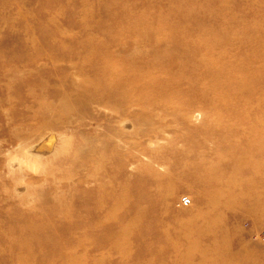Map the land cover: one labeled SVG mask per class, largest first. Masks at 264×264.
<instances>
[{
  "label": "rangeland",
  "instance_id": "1",
  "mask_svg": "<svg viewBox=\"0 0 264 264\" xmlns=\"http://www.w3.org/2000/svg\"><path fill=\"white\" fill-rule=\"evenodd\" d=\"M176 36L194 57L185 61L183 76L176 80L179 68L163 62L158 67L167 74L146 71L163 79L159 87L121 85L131 68L125 58L166 48L175 60L179 53L164 43ZM92 47L113 53H104L113 67L109 87L56 103L66 85L80 80L72 68L83 60L71 55ZM199 62L202 70L219 68L217 80L231 74L239 86L210 87L215 82L206 79L204 87L188 86L203 77ZM261 79L264 0H0V264H264ZM25 151L32 162L22 164ZM211 164H222L231 181L209 190L222 192L220 200L235 208L218 229V245L193 250L175 229L200 205L191 168ZM136 171L142 183L131 179L127 187L139 188L153 211L142 223L143 237L133 232L140 242L110 241L115 222L105 209L92 222L82 216L88 204L64 213L70 197L74 203L87 196L100 207L114 202L110 195ZM165 190L172 200L162 216ZM182 197L190 204L181 206ZM62 214L69 226L60 231ZM20 224L45 237L27 243L29 262L16 253ZM82 240L94 246L91 252L76 250Z\"/></svg>",
  "mask_w": 264,
  "mask_h": 264
},
{
  "label": "bare ground",
  "instance_id": "2",
  "mask_svg": "<svg viewBox=\"0 0 264 264\" xmlns=\"http://www.w3.org/2000/svg\"><path fill=\"white\" fill-rule=\"evenodd\" d=\"M179 42L180 41L177 39V36H176L174 37L172 43H169V42L164 43L165 45L171 44L170 46H166V47L167 48L173 47V49L179 53V55L177 56L175 60L170 59L168 57V55L166 54L167 53L166 48L155 51V53L153 52V54L149 56L147 55H142L138 57L129 56L125 58L126 61L128 62V66H131V68L125 69L126 73L124 74L126 78H124L123 80L124 82H122L123 84L121 85L126 86L129 89H134V90L144 89L148 87H159L163 79L156 80V77H155V81H154L151 76L146 75V71L155 72L156 74H159V73L167 74L165 73L166 72L165 70L158 67L160 63L162 64L165 63L166 65H169L168 66L169 68L174 67V66L179 68L177 71V75L175 76L176 80L180 78V76H183L185 72L182 71V68H183L185 61L193 60L194 57H193V53L188 48L189 46H187V44H184V43H183L184 45L183 44L180 45ZM104 53H108L110 56L113 55V53L110 52L109 50H106L104 48H99V47L86 48L82 52L80 51V53H76L73 57L71 55L72 59H74L75 57H79V59L83 60V62H81L82 65L78 64L75 68L74 67L72 68V69H77V74L80 76V80L73 81L71 82V84L66 85L65 90L67 92L64 93V95L61 96L60 98H57V100H55L56 103L62 104L65 102L66 99H69V97L71 98L73 96H77V98H79L80 97L78 96L79 94H90V93H94L98 91L100 87H103V86L109 87L108 83H111V81L108 78L113 74V67L111 65H108L107 62L106 63L104 62V59L106 58L104 57L106 56ZM223 64L220 67H223L224 66ZM201 65L202 63L199 62L196 65L197 67H195V69L199 68L200 72H198V74L199 75L203 74V77L200 78V80L197 79L193 83L188 84V86L192 85V86L204 87V84L201 83L202 82L201 80L203 79H206V81H209V83L211 81L215 82V85H212L210 83L211 84L209 85L210 87H213V86L231 87L230 85L234 87L239 86L238 84H236L238 83V81H236L234 77L231 76V74H229L228 76L223 75L225 77H222L219 80H217L216 78L219 77V73H218L219 68L218 70H216V72H212V71L210 72L209 70H205V69L202 70ZM91 74L95 75L96 79L90 80L87 77ZM209 74L213 75V80L207 79L209 78ZM221 75H222V72H221ZM254 78L255 77L244 79V81L241 82L244 85V86L242 85V87L250 85L251 83H248V82H251V80ZM258 83H261V86L264 87V79H261L260 82ZM116 87H120V86L116 85ZM80 111L82 112L83 109ZM22 159H23L22 161L18 160L22 164L29 162V160L31 161L30 153H27L26 151L23 152ZM19 166L20 165H18V168ZM180 166L182 169L186 168V165L184 163H183V166L182 164H180ZM15 168L17 169V167ZM221 168H222V164L221 165L211 164L210 166H206V167L201 166V167L191 168L192 176L190 178L194 180L196 183H198V185L200 186V189H199V193H200L199 204L200 205L196 211L194 210L192 213H189L188 215L189 219L186 224L181 223V225H179V227L175 229L177 232H179L181 236H183L184 239L187 240V247L189 249H193V250L208 249L209 250V249H212L216 244L218 245V241L220 240V237L218 235V232H219L218 229L223 224L224 218L227 217L230 211L234 210L235 208L234 203L225 202V201L223 202L220 200L223 197L222 192H219L216 190L212 191V189L209 190L211 186H228L229 185L231 181L230 180L231 178L228 177L229 172L227 171L223 172ZM99 169H100V165L96 166L93 172L97 173ZM103 172L104 171H102V173ZM136 172H137L135 173L136 175L134 176L130 175L127 178L125 177L122 180L123 185L120 186V188L118 189L119 191L118 194H116V191H113L114 193L110 195L109 198H112V196L115 198L114 202L106 204V205L102 203L103 205L100 207L96 204L91 203V201L89 200L87 196L83 197L81 195L80 198L78 197L77 199H75L74 203L70 201L72 198L74 199V197L72 198L70 197L65 200L66 205L63 204L65 207L64 213H67L69 207L75 203L79 204L80 202V204H83V205L88 204L90 208L89 210H86L82 216L84 215L87 216L88 221L92 222L95 216L105 209L107 211L106 219L110 220L111 222L113 221L115 222V225L114 224L111 225V230L107 235V238L110 241L114 240L113 242L116 245L119 244L118 243L119 241H120V244L123 245V244H126L127 242H130L132 239L134 240V242H137V243L140 242L141 240H139L137 237H133L134 235L133 232L138 229L140 237L141 236L143 237L144 228L142 226V223L143 221L149 219L151 215H153V211H152V205L149 202L144 201L142 197L143 196L142 191H140L139 188L137 192L133 193L132 191H130V188L127 187L128 185L127 182L131 179H133V181L138 182L139 184L142 183L143 181L142 175L140 174L139 171H136ZM91 176H90L91 182H92V179L93 181H95V178H93V174ZM116 177H115L116 179L115 181L118 182V177L117 178ZM160 199H161L160 208L162 210L161 213L163 212L161 215L163 216L164 212L168 210V207L172 200L171 191L169 190L161 191ZM104 205L105 207H103ZM63 215L64 214H62V216H57L58 217L57 223H58V226H59L58 228L60 231H62L63 229L69 226L68 224L65 223ZM20 225H21V228L23 227L25 229L21 230V232L23 233L22 235L20 234L21 233L20 232L19 234H16V238L17 237L18 238L17 239L14 238V240L18 242L17 248H20V250H17L16 253L23 255V260L26 259V262H29L31 255H32L30 245L31 244H35V245L42 244L45 241V237H41V236L37 237L35 233H32L33 230L27 229V227L23 226L22 224ZM209 241L211 242L210 244L207 243ZM86 242H87L86 240H82L80 243L78 241L76 250H78L79 246H81V249L84 250L85 252H88V253L91 252L94 246L89 245L87 247L88 244ZM27 243H30V245H27ZM169 246L172 247V244H169ZM17 248H15V250ZM88 248H89V251H88ZM15 250L13 251L14 253H15ZM21 255H18L17 258H20ZM15 258H16V254H15ZM67 264H75V263H74V260H67Z\"/></svg>",
  "mask_w": 264,
  "mask_h": 264
},
{
  "label": "built area",
  "instance_id": "3",
  "mask_svg": "<svg viewBox=\"0 0 264 264\" xmlns=\"http://www.w3.org/2000/svg\"><path fill=\"white\" fill-rule=\"evenodd\" d=\"M179 204L181 206H187L190 204V200L187 198V197H182L180 200H179Z\"/></svg>",
  "mask_w": 264,
  "mask_h": 264
}]
</instances>
